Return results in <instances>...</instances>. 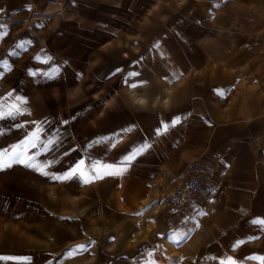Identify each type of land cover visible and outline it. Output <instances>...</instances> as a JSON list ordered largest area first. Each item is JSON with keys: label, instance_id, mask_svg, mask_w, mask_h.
Returning a JSON list of instances; mask_svg holds the SVG:
<instances>
[{"label": "rangeland", "instance_id": "rangeland-1", "mask_svg": "<svg viewBox=\"0 0 264 264\" xmlns=\"http://www.w3.org/2000/svg\"><path fill=\"white\" fill-rule=\"evenodd\" d=\"M16 1H0V24L8 27L3 41L0 34V105L7 110L18 104L25 111L15 118L0 119V150L39 130L42 144L54 143L48 151L41 145L30 148L29 155L37 154L40 163L54 162L46 169L51 174L63 175L82 159L89 175L96 174L91 171L94 162L125 167L126 171L87 184L78 176L58 181L24 164L0 171V257L30 258L0 260V264H145L151 258L159 264H205L202 256L208 243L198 234L202 229L196 228L197 234L176 243L173 237L178 227L158 222L169 213L163 197L172 185L164 175L140 184L130 176L135 172L132 167L123 164L124 150L114 152L113 145L129 133L125 129L138 132L144 128L153 134L164 109L203 106L200 101L223 108L222 118L228 123L249 121L247 108L261 105L264 99L258 72L243 64L235 73H228V82H206L205 89H200L204 83L195 82L189 103L184 99L177 104L175 98L171 105L163 106L161 101L154 102L153 96L145 106L132 104L130 86L149 77L144 65L157 58L158 47L178 66L195 63L206 68L211 63L201 49L209 41L199 30L211 28L213 20L203 19L202 11H198L200 18L187 17L191 10L207 9L206 0L158 2L163 12L160 18L149 16L156 0H34V6L26 4V9ZM258 7L264 11L263 0ZM27 9L31 15L16 17V11ZM149 18L153 24L145 26ZM259 21L263 23L259 37L264 39V19ZM17 23L28 27H20L19 37L34 42L15 51L18 45L9 36L10 27ZM193 37L202 38L193 41ZM259 48L254 52L262 66L264 50ZM171 65L162 70L173 80L177 70ZM14 78L25 79L17 90ZM234 87L236 95L225 99ZM16 97L25 102L21 104ZM204 117L207 122L211 119ZM150 118L152 124L147 125ZM138 142L136 134L131 146L124 148L138 147ZM160 143V139L148 143V163L161 151ZM174 145L180 147L183 157L184 147L178 140ZM81 245L87 250L79 249ZM210 261L220 264L218 259Z\"/></svg>", "mask_w": 264, "mask_h": 264}, {"label": "crops", "instance_id": "crops-1", "mask_svg": "<svg viewBox=\"0 0 264 264\" xmlns=\"http://www.w3.org/2000/svg\"><path fill=\"white\" fill-rule=\"evenodd\" d=\"M168 1L175 3L180 0H156L157 3L150 10L149 16L162 17V14H159L162 9L159 3ZM218 1H222L224 5L217 6ZM206 2L209 4L208 7L206 6L207 9L203 10L202 7L201 10H191L187 17L200 18L198 11H202L203 19L213 20L211 28L199 30V34L209 41L201 49L207 52L205 58L207 56V59L211 58L210 64L213 65L208 64L206 69L201 65L196 66L195 63L184 66L178 62L181 64L178 66L169 60L167 55L161 53L158 47L157 58L152 64L144 65L146 71H150L149 77L147 79L141 77L142 82L136 87L130 86L129 99L132 104L145 106L153 96V101H161L163 106L171 105L175 98L177 104L184 99L188 102V99L192 98L190 95L194 93L195 82L204 84L228 82L230 81L227 78L228 73L233 74L244 65H249L251 71L258 72L257 78L263 84L262 93H264V71L259 74L264 64L259 65V58L255 57L254 52L260 49L259 46L264 50V39L259 37L262 33L259 30L263 29L260 27L263 23L259 19H264V11L258 9L259 0H206ZM16 4L22 6L25 4L22 9H26V4L27 7L28 4L34 6V0H17ZM21 11H16V17L23 18L32 13L29 9L25 12ZM151 18L145 26L149 23L153 24ZM20 27L28 29V27ZM20 27L18 23L10 27L9 38L18 45L15 51L25 48V44L28 46L34 42L33 39L27 41L19 37ZM7 28L5 23L0 24L2 41ZM25 33L29 35V32ZM201 38L193 37L191 40H201ZM30 41L32 43H29ZM187 45L190 47V44ZM194 49L196 48L193 47L192 50ZM247 54L250 56L248 57ZM168 63L176 68L177 72L174 73L176 79L171 80L162 70L163 67L168 66ZM261 63H264V60ZM22 80L14 78L13 87L16 90L17 85L24 83ZM174 80L176 83H173ZM22 86L31 91L28 85ZM206 86L205 84L200 89H205ZM24 88L22 91L25 90ZM233 90L224 98L228 99L236 95V87ZM154 92L156 93L153 94ZM200 103L203 106L194 107L188 104L164 109L165 111H162L164 117H160L159 126L154 127L153 134L152 131L147 134V131H143L144 128H140L138 132L129 131L114 146V152L120 148L124 150L121 158L123 164L132 167L135 172L130 176L137 178L142 185L147 184V180L152 178L156 180L162 175L172 187L191 177L201 181L200 194L179 211L166 206L169 213L158 222L162 225L167 222L173 223L174 227H178L177 233H187V237L197 234L196 228L202 229L198 234H201L208 243L206 252L202 256L206 259L205 264H211L212 259H218L221 264L229 257L236 262L243 260L244 262L240 264H246L247 261L261 264V260L249 259V257H264V229L259 223H254L264 219V99L261 105H255L251 110L247 108L246 114H251L249 121L241 120L235 123L223 120V108L205 105V101ZM204 116H210L211 119L207 122ZM176 118H179V123L169 127L166 132L161 131V134H157L158 130H162L164 125H171ZM152 119H148L147 125L152 124L150 122ZM136 134L140 141L138 147L134 145L132 149H125L124 147L131 146V139ZM157 139H160L162 149L157 150L154 161L149 163L146 161L148 155L146 150L137 155L130 164L124 162L125 157L150 143V140ZM177 140L185 149L183 157L182 153L180 155V147L174 145ZM135 164L138 166L137 170ZM238 241L245 242L234 248ZM145 264H159V262L151 258Z\"/></svg>", "mask_w": 264, "mask_h": 264}, {"label": "snow or ice", "instance_id": "snow-or-ice-1", "mask_svg": "<svg viewBox=\"0 0 264 264\" xmlns=\"http://www.w3.org/2000/svg\"><path fill=\"white\" fill-rule=\"evenodd\" d=\"M50 59V58H49ZM117 71H120L117 69ZM138 75V73H129V76ZM132 87H136V85H131ZM220 95H223L224 93L220 90H218ZM9 96H11V93H9ZM20 103H24L25 101L22 100L20 97H16ZM25 110H22V108L18 104H12L7 108V110L3 109V106L0 105V119H3L5 117H12L15 118L16 116L24 114ZM179 118H176L172 121L171 125H164L162 130H158L157 134H161V131L166 132L169 127L174 126L175 124L179 123ZM124 131H130V129H125ZM39 130L36 133H33L30 137H28L25 141H21L18 144L12 145L10 148L2 149L0 150V171H3L7 168H11L14 164H24L26 167L33 168L36 171H39L42 175L50 176L52 179L58 180V181H66L71 180L74 177H79L83 180L85 184L91 183L94 179H102L105 175H122L124 171H126L125 167H117L110 164L100 165L98 162H94L91 166V171L95 172V175H89V170L85 168V161L82 159L79 161V163L71 168L69 171L65 172L63 175H54L46 171L47 168L51 167V164L54 162H45L40 163L36 159L37 154L29 155V149L30 148H37L38 145H41L43 151L50 150V146L54 143V141L49 140L47 144H42L39 140ZM102 140L104 138H101ZM115 146V145H113ZM151 145L145 144L139 149H137L135 152L130 154L129 156L124 158V162L130 164L132 160L135 159V157L142 152L146 151L148 148H150ZM103 168V172L97 171V169ZM142 214V213H141ZM254 223H259L264 229V219H259L258 221H254ZM187 236V233H175L173 240L176 243H179L181 240H183ZM251 239V238H250ZM245 241H238L235 247H238L240 244L244 243ZM79 249L86 251L87 249L81 245L78 246ZM75 250H72L68 253L69 256L73 254ZM30 260L28 257H0V260ZM249 259H259L261 260V264H264V257H249ZM222 264H237V262L229 257L227 258L226 262H222Z\"/></svg>", "mask_w": 264, "mask_h": 264}, {"label": "built area", "instance_id": "built-area-1", "mask_svg": "<svg viewBox=\"0 0 264 264\" xmlns=\"http://www.w3.org/2000/svg\"><path fill=\"white\" fill-rule=\"evenodd\" d=\"M202 191V183L197 178L174 185L163 197V203L170 209L179 211L183 209L195 196Z\"/></svg>", "mask_w": 264, "mask_h": 264}, {"label": "bare ground", "instance_id": "bare-ground-1", "mask_svg": "<svg viewBox=\"0 0 264 264\" xmlns=\"http://www.w3.org/2000/svg\"><path fill=\"white\" fill-rule=\"evenodd\" d=\"M166 100H167V99H165V101H166ZM165 101H164V102H165Z\"/></svg>", "mask_w": 264, "mask_h": 264}]
</instances>
